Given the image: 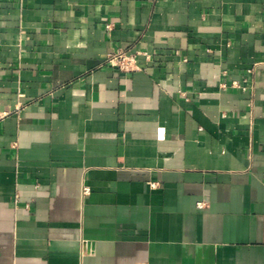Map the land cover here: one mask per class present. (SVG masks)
<instances>
[{"label": "crops", "instance_id": "obj_1", "mask_svg": "<svg viewBox=\"0 0 264 264\" xmlns=\"http://www.w3.org/2000/svg\"><path fill=\"white\" fill-rule=\"evenodd\" d=\"M6 111L0 264H264V0H0Z\"/></svg>", "mask_w": 264, "mask_h": 264}, {"label": "built area", "instance_id": "obj_2", "mask_svg": "<svg viewBox=\"0 0 264 264\" xmlns=\"http://www.w3.org/2000/svg\"><path fill=\"white\" fill-rule=\"evenodd\" d=\"M105 63L107 66L112 68H116L122 72H131L137 69L136 65V55L128 54L124 51H117L112 54H108ZM11 115L10 111L0 112V120L8 117ZM151 187H155V184H151ZM88 188H83V193L86 195L88 194ZM199 209L203 208L202 204H197Z\"/></svg>", "mask_w": 264, "mask_h": 264}]
</instances>
